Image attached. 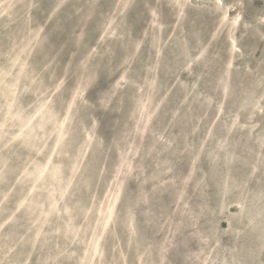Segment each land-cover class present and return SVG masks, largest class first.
<instances>
[{"label":"rangeland","instance_id":"obj_1","mask_svg":"<svg viewBox=\"0 0 264 264\" xmlns=\"http://www.w3.org/2000/svg\"><path fill=\"white\" fill-rule=\"evenodd\" d=\"M0 264H264V0H0Z\"/></svg>","mask_w":264,"mask_h":264},{"label":"trees","instance_id":"obj_2","mask_svg":"<svg viewBox=\"0 0 264 264\" xmlns=\"http://www.w3.org/2000/svg\"><path fill=\"white\" fill-rule=\"evenodd\" d=\"M117 78H118L117 74H112V73L109 74L107 77H105L103 81H101L99 86L90 94V96H92V98L94 99H97L99 92L102 90H106L109 86H111L115 82ZM172 108L175 109L173 106ZM163 113H165L164 120L162 121L163 126L167 130H169L170 122L173 118V113L172 111L169 110H164ZM114 119H115L114 116L110 117V120H114ZM101 131L104 132L111 131V126L109 125V123H107L106 125H102ZM171 131H181V127L179 125L171 126Z\"/></svg>","mask_w":264,"mask_h":264}]
</instances>
